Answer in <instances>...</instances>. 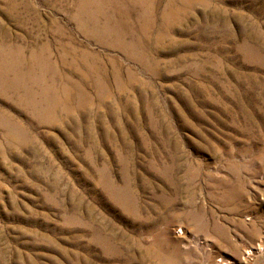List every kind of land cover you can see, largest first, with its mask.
Masks as SVG:
<instances>
[{"label": "rangeland", "instance_id": "374dc122", "mask_svg": "<svg viewBox=\"0 0 264 264\" xmlns=\"http://www.w3.org/2000/svg\"><path fill=\"white\" fill-rule=\"evenodd\" d=\"M263 246L264 0H0V264Z\"/></svg>", "mask_w": 264, "mask_h": 264}, {"label": "bare ground", "instance_id": "6f19581e", "mask_svg": "<svg viewBox=\"0 0 264 264\" xmlns=\"http://www.w3.org/2000/svg\"><path fill=\"white\" fill-rule=\"evenodd\" d=\"M44 80V79H43ZM249 247H251V246H249ZM262 247V245H261V243H260V245H258V247L256 248V250L255 251H251V250H245V252H244V255H243V259L244 260H249L250 261V259L251 258H253L252 256L255 254V253H257V252H261L262 251V249L263 248H261ZM264 247V246H263ZM261 250V251H260ZM259 254V253H258ZM254 256H256V255H254Z\"/></svg>", "mask_w": 264, "mask_h": 264}]
</instances>
